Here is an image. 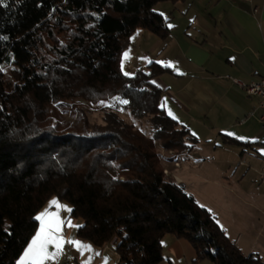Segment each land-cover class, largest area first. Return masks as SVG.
<instances>
[{
    "label": "trees",
    "instance_id": "obj_1",
    "mask_svg": "<svg viewBox=\"0 0 264 264\" xmlns=\"http://www.w3.org/2000/svg\"><path fill=\"white\" fill-rule=\"evenodd\" d=\"M180 1L0 4V67L17 66L0 71V264H14L37 226L33 217L53 198L82 221L78 237L96 247L116 239L117 264H158L168 234L192 245L194 262L264 264L243 255L214 216L163 173L156 142L176 155L198 143L161 106L155 79L167 68L151 62L131 75L122 71L138 29L167 36L155 6ZM79 101L107 102L102 122L65 123L61 108ZM120 112L147 120L150 134ZM223 142L249 144L224 135Z\"/></svg>",
    "mask_w": 264,
    "mask_h": 264
},
{
    "label": "crops",
    "instance_id": "obj_2",
    "mask_svg": "<svg viewBox=\"0 0 264 264\" xmlns=\"http://www.w3.org/2000/svg\"><path fill=\"white\" fill-rule=\"evenodd\" d=\"M162 4L157 12L163 14L167 27L172 25L167 36L164 39L138 29L122 64L133 73L151 62L174 65L158 63L168 70L155 79L163 90L160 103L168 115L171 112L169 116L195 133L198 143L191 152L177 155L179 168L167 161L164 166L214 216L243 255L252 254L264 262V185L262 188L259 181L264 169V130L259 121L263 110L260 98L248 95L233 80L249 83L264 76V0ZM223 135L249 144H226ZM202 184L215 188L213 210L192 192L195 185ZM58 201L71 209L69 203ZM61 215L82 225L71 213ZM77 230L66 228L64 234L90 245L91 251L81 255L65 244L56 264H83L87 260L91 264H117L116 239L96 247L78 237ZM161 241L164 258L158 264H214L194 262L195 250L187 240L168 234Z\"/></svg>",
    "mask_w": 264,
    "mask_h": 264
},
{
    "label": "snow or ice",
    "instance_id": "obj_3",
    "mask_svg": "<svg viewBox=\"0 0 264 264\" xmlns=\"http://www.w3.org/2000/svg\"><path fill=\"white\" fill-rule=\"evenodd\" d=\"M0 4H6V0H0ZM168 27H172V25L168 24ZM0 39H3V37H0ZM128 55V52L124 53V57L127 58ZM156 63L174 67L171 62L157 61ZM2 70L3 68L0 67V71ZM125 75L129 74L125 73ZM119 102L124 104L128 103L127 101ZM169 115H172L171 112H169ZM172 118L176 119L175 116H172ZM193 135H195V133H193ZM228 135L233 134L228 133ZM238 139L244 138L238 137ZM262 154H264V150H262ZM71 211L72 209L61 204L58 199L53 198L50 200L47 207L33 217L37 222V226L30 238L26 240L25 246L14 264H56L59 257L63 254L65 244L72 245L81 255H83L85 251H91L90 245H86L82 241L65 236L64 230L66 228L82 227V225L73 224L70 216L62 217V212H68L70 214ZM83 264H91V262L87 260L84 261Z\"/></svg>",
    "mask_w": 264,
    "mask_h": 264
},
{
    "label": "rangeland",
    "instance_id": "obj_4",
    "mask_svg": "<svg viewBox=\"0 0 264 264\" xmlns=\"http://www.w3.org/2000/svg\"><path fill=\"white\" fill-rule=\"evenodd\" d=\"M161 5H163V4L162 3L158 4L157 6H155L154 9L156 11H159V9H161V7H162ZM16 67L17 66L15 63H11L7 66H4L3 70L6 73L14 72L16 70ZM122 70L124 73H128L129 75H131L133 73L132 70L128 69V65H126V64L123 65ZM107 105H108L107 102H103V103L101 102L100 105H93V104L85 103L82 101H79L76 103L70 102L69 104L64 105V107L61 108L60 118L65 123H67L71 126H82L85 119H88V121L91 123H100V122H102V118H103V112H102L103 108ZM120 114L122 117L127 119L128 122H131V124H134V126L138 129H140L142 132H144L145 134H150V126H149V123L147 120L143 119L141 121L138 119H134L127 112H120ZM156 147H157L156 149L160 152L161 150L159 148H161V146L157 142H156ZM163 163H165V162L163 161ZM164 167H166V166H164ZM175 168H177V167H175ZM174 176H176V175H174L170 171V175L168 177L169 178L171 177L172 179H174ZM259 181L262 182L260 177H259ZM263 183L260 186L264 185ZM193 188L194 189H192V192L196 195L199 202L203 203L204 205H207L212 210L216 207L215 206L216 192H215L214 186L202 184V185H195ZM262 188H263V186H262ZM258 246H259V244H258Z\"/></svg>",
    "mask_w": 264,
    "mask_h": 264
},
{
    "label": "built area",
    "instance_id": "obj_5",
    "mask_svg": "<svg viewBox=\"0 0 264 264\" xmlns=\"http://www.w3.org/2000/svg\"><path fill=\"white\" fill-rule=\"evenodd\" d=\"M234 82L240 87L242 88L245 93H247L248 95H253V96H258L260 98V107L262 108L263 112L259 118V121L261 123V127L264 130V76H262L261 78H258V80H254L251 81L249 83L237 80V79H233ZM161 157L168 163H170L171 165L179 168L180 167V162L178 161V159L176 158L177 155L171 151L170 149L168 151H165L163 148H159ZM163 173L166 176L170 175V171L168 169V167H164L163 168ZM259 177L262 181V183L264 182V169L260 172ZM175 181L178 183V178L176 176H174ZM255 258V257H254Z\"/></svg>",
    "mask_w": 264,
    "mask_h": 264
}]
</instances>
